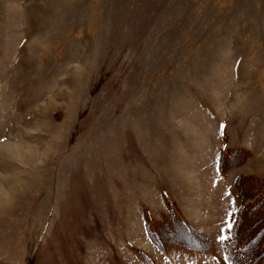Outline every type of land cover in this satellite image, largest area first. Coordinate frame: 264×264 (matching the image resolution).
<instances>
[{
  "label": "rangeland",
  "instance_id": "374dc122",
  "mask_svg": "<svg viewBox=\"0 0 264 264\" xmlns=\"http://www.w3.org/2000/svg\"><path fill=\"white\" fill-rule=\"evenodd\" d=\"M261 192L264 0H0V264H229L235 214L248 264Z\"/></svg>",
  "mask_w": 264,
  "mask_h": 264
},
{
  "label": "trees",
  "instance_id": "16d2710c",
  "mask_svg": "<svg viewBox=\"0 0 264 264\" xmlns=\"http://www.w3.org/2000/svg\"><path fill=\"white\" fill-rule=\"evenodd\" d=\"M235 151H238V150H235ZM235 151H232V152H230V155L231 154H233V153H236ZM221 154H220V156H219V159H218V166H219V168L221 169V170H223L222 168H221ZM261 182H259V184H260ZM259 184H256L255 186L256 187H254V188H256V189H259V190H261V186L259 185ZM235 187H236V190H237V193H240L241 192V190H243V187H241L239 184H238V177H236V179H235ZM252 187V189L253 190H255L254 188ZM243 192V191H242ZM241 192V193H242ZM259 194V193H258ZM257 194V195H258ZM242 195V194H241ZM257 195H255L256 197H257ZM241 200H242V202H243V199L242 198H240ZM258 200H260V201H264V193L263 192H261V194L260 195H258ZM262 204V203H261ZM264 209V208H263ZM175 214H176V216L178 217V219H179V221H180V223L182 224V226H183V228H185L184 230L185 231H189L190 232V230H192V231H194L193 229H192V227H190L188 224H186V222L185 221H183V219L180 217V215H178V212L176 213L175 212ZM165 217H167V215H165ZM168 217H169V215H168ZM236 217H237V215L235 214V217H234V219H233V221H232V224H231V228H230V234H229V236L226 238V239H224V242H223V253H224V256H225V258H226V260H227V262L229 263V264H236L237 262H236V260L234 259V256L232 255V252H231V246H233L234 244H235V242L237 241V238L236 237H238L237 236V232L238 231H236V229H234V228H236V226H237V223H236ZM194 232H196V231H194ZM197 233V232H196ZM198 235H201V234H199V233H197ZM255 236H257V235H255ZM203 238H204V236H202ZM205 239H207V238H205ZM206 246H207V242H206ZM205 246V247H206ZM184 247H189V245L188 246H184ZM202 248V247H201ZM258 249H259V254L261 253V254H263V250H264V244L262 243V245L261 246H259L258 247ZM258 252H256V254L258 255ZM256 254L254 255V257L252 258V257H250V256H248V258H249V263L248 264H264V261L261 259L262 258V255L261 256H258V258H256L255 259V256H256ZM260 258V259H259ZM239 259H241V257L239 256ZM239 264V263H238Z\"/></svg>",
  "mask_w": 264,
  "mask_h": 264
}]
</instances>
